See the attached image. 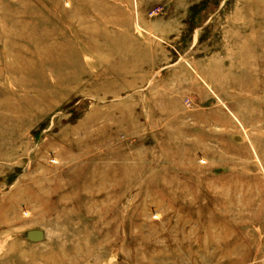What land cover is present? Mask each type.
<instances>
[{
	"label": "rangeland",
	"instance_id": "obj_1",
	"mask_svg": "<svg viewBox=\"0 0 264 264\" xmlns=\"http://www.w3.org/2000/svg\"><path fill=\"white\" fill-rule=\"evenodd\" d=\"M0 264H264V0H0Z\"/></svg>",
	"mask_w": 264,
	"mask_h": 264
},
{
	"label": "bare ground",
	"instance_id": "obj_2",
	"mask_svg": "<svg viewBox=\"0 0 264 264\" xmlns=\"http://www.w3.org/2000/svg\"><path fill=\"white\" fill-rule=\"evenodd\" d=\"M108 36V35H107ZM88 38V40L89 41H92L93 40V38H94V36H92V37H87ZM100 38V37H99ZM119 38V37H118ZM124 38H126V37H123V39ZM95 39V38H94ZM102 39V38H101ZM122 40V38L120 37L119 39H113V41L110 39V41H108L109 39H106V41H108V42H110V43H117V42H122L121 40ZM102 40H104V39H102ZM94 41V40H93ZM104 45V44H103ZM116 45H118V43L116 44ZM119 45H120V43H119ZM115 46V45H114ZM48 53H51V52H48ZM61 56V57H60ZM63 56V54H62V52L60 51V55H59V53L58 52H56L55 54H51V57L53 58V60L55 59L56 61H58L59 62V60L61 59V58H63L62 57ZM20 57V56H19ZM22 60V59H21ZM52 85V84H51ZM55 190H57V191H55L56 192V197L57 196H59L58 195V189L56 188ZM54 193V191L52 192V194ZM55 194V193H54ZM37 198H40V197H37ZM62 199H63V197L62 196H60L59 197V199H58V201L59 202H57V203H60L61 201H62ZM45 202L46 201H41L40 200V204H42V205H44L45 204ZM49 202V201H48Z\"/></svg>",
	"mask_w": 264,
	"mask_h": 264
}]
</instances>
